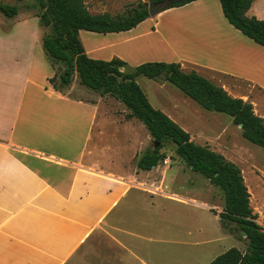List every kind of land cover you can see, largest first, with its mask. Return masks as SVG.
I'll use <instances>...</instances> for the list:
<instances>
[{"label":"crops","instance_id":"crops-1","mask_svg":"<svg viewBox=\"0 0 264 264\" xmlns=\"http://www.w3.org/2000/svg\"><path fill=\"white\" fill-rule=\"evenodd\" d=\"M247 16L264 21V0H253ZM32 18L0 14V264H210L233 248L208 252L200 237L167 236L164 202L209 206L169 192L166 170L137 168L153 140L118 100L98 95L85 102L50 85L44 32L26 26ZM79 39L90 59H119L129 71L145 63L190 66L264 120V47L227 22L218 0L163 10L125 32L79 31ZM140 53L152 57L132 68ZM158 110L192 142L229 146V124L208 134L201 122L195 132L181 123L183 114L170 111L175 106ZM154 207L160 220L142 215L151 217ZM219 214L215 243L234 240Z\"/></svg>","mask_w":264,"mask_h":264},{"label":"trees","instance_id":"trees-1","mask_svg":"<svg viewBox=\"0 0 264 264\" xmlns=\"http://www.w3.org/2000/svg\"><path fill=\"white\" fill-rule=\"evenodd\" d=\"M38 7L35 17L44 34L42 49L51 68L59 64L64 71L59 76L58 92L65 91L76 74L80 85L100 97L109 96L120 101L129 117L144 125L151 139L159 147L148 148L137 161V168L150 171L164 159L161 150L166 143L175 146L174 154L186 167L201 174L223 194L224 208L219 214L221 225L230 233H238L246 248L233 247L213 259L210 264H264V228L257 222L258 215L250 207V194L240 169L215 153L208 146L194 144L190 135L168 116L154 109L137 85L135 78L144 76L163 80L180 90L186 97L206 111L228 115L240 126L242 137L264 149V120L256 116L251 104L230 97L222 88L195 72L185 73L179 64L145 63L132 71L122 72L126 64L119 59L94 60L86 56L79 39V31L97 34L129 31L149 18L148 7L164 0H134L126 2V13L112 18L108 14L91 15L86 0H34ZM197 0H180L167 9L181 7ZM227 22L247 38L264 47V21L247 16L253 0H218ZM19 9L0 3V14L13 18ZM232 225L234 228L227 227Z\"/></svg>","mask_w":264,"mask_h":264},{"label":"rangeland","instance_id":"rangeland-1","mask_svg":"<svg viewBox=\"0 0 264 264\" xmlns=\"http://www.w3.org/2000/svg\"><path fill=\"white\" fill-rule=\"evenodd\" d=\"M0 3L18 7L19 13L26 19L34 17L38 12V7L34 0H0ZM85 6L91 15L108 14L112 18L123 16L126 13L125 9L127 7L126 2L121 0H86ZM213 12L215 14L217 13L214 8ZM26 26L38 27L37 18H32ZM127 52H129V50H127ZM151 57V55L140 53L138 57L132 58V64L129 65L134 68V66L140 63L139 61L150 59ZM52 69L53 84L60 87L59 76L64 71V68L56 64ZM46 70L47 69L44 68V72H46ZM120 70L122 72L128 71L127 67L120 68ZM181 70L185 73L195 72L203 78L207 76L205 73L197 71L190 66H184ZM158 82L159 84L143 76H138L136 78L137 85L154 109L158 110L159 108H163L169 110L175 106L176 110L170 111H175L181 115L183 114V117L188 120V122L184 119L181 123L184 125L190 123V125L187 126L190 131H199L202 122L205 127V129H202L203 132L206 131L208 134H215L219 131V127L229 124V128L223 138L224 143H228V138L226 140V137L229 136V134L231 135L229 146L226 144V146L222 147L206 146L215 153L222 155L227 161L233 163L240 169L244 184L250 194V207L253 212L258 215L256 222L264 228V149L245 140L241 132L237 131L236 126L232 123L228 115L204 111L197 103L185 98L181 91L173 85L166 82L162 84L163 80H159ZM246 88L248 87L246 86ZM64 93L85 102H95V99L98 97V94L80 85L76 74H73L72 83ZM119 104L121 107L124 106L121 102ZM159 111L162 112V110ZM116 112L117 114L121 113L119 110H116ZM137 124H139L145 132H148L142 123L138 122ZM207 127H210V129ZM193 143L202 146L199 140H194ZM150 146L151 143H149L148 148ZM174 148L175 146L173 144L166 143V147L161 150V153L165 155V159L157 166L158 170L167 171L165 181L166 189L180 196L194 199L195 202L202 205L206 204V206H209L210 210H206L205 207L195 206L188 202H164V225L168 229L167 236L171 240L188 238V236L196 240V237H200L203 242H206L202 244H207L202 245L200 248L206 249L208 252L218 251L230 244H232V247L244 251L246 248L245 241L243 238L241 239L236 232L235 234L232 233L234 240L227 236L224 237L221 242L215 243L221 231V226L214 214H219L218 211L224 208L223 194L219 188L211 185L201 174L190 171L185 163L174 154ZM139 213L141 216L143 212L139 211ZM150 213L151 217L149 213L142 215L153 221L160 220L156 207L150 210ZM227 227L234 228L232 225L228 224Z\"/></svg>","mask_w":264,"mask_h":264},{"label":"water","instance_id":"water-1","mask_svg":"<svg viewBox=\"0 0 264 264\" xmlns=\"http://www.w3.org/2000/svg\"><path fill=\"white\" fill-rule=\"evenodd\" d=\"M180 0H164L162 2H159L155 5H151L148 7V14L149 16H155L158 13L162 12L163 10H166L170 6L179 3ZM159 147L158 144H155L154 141L151 142V149L155 150ZM242 236L245 237V233L242 232Z\"/></svg>","mask_w":264,"mask_h":264}]
</instances>
